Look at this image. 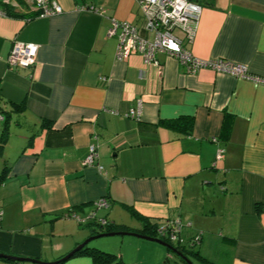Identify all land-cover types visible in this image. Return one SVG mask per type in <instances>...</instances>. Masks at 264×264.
<instances>
[{
	"label": "crops",
	"instance_id": "0c3cea01",
	"mask_svg": "<svg viewBox=\"0 0 264 264\" xmlns=\"http://www.w3.org/2000/svg\"><path fill=\"white\" fill-rule=\"evenodd\" d=\"M8 1L0 0V255L55 262L94 235V214L138 234L142 220H179L185 242L201 234L195 249L208 263L264 264V83L255 80H264V0L200 1L183 46L254 79L189 74L164 52L158 68L136 53L117 60L110 19L150 38L135 0H55L63 12L53 17L39 16L31 0ZM15 42L38 46L32 68L7 66ZM181 117L192 119L189 135L162 125ZM90 145L97 160L86 167ZM99 199L109 207L96 209ZM91 249L122 264L171 259L132 236ZM60 264L92 261L73 255Z\"/></svg>",
	"mask_w": 264,
	"mask_h": 264
},
{
	"label": "built area",
	"instance_id": "2783aa9c",
	"mask_svg": "<svg viewBox=\"0 0 264 264\" xmlns=\"http://www.w3.org/2000/svg\"><path fill=\"white\" fill-rule=\"evenodd\" d=\"M135 1L142 13L143 28L150 38L143 37L141 31L133 25L110 19L107 36L117 39L115 51V58L117 60H125L130 54L136 53L142 57L146 65L158 68L160 65L155 55L164 52L177 59L189 74H194L202 69H210L216 73H224L243 79H254L242 66L223 60H199L194 58L183 47L184 43H191L193 41L202 12L199 2H209L212 0ZM2 2L10 5L8 0H2ZM30 2L39 16L53 17L63 12L55 0H31ZM79 10H85V7H81ZM175 31L183 34V41L174 35ZM37 52L38 46L35 44L15 42L7 57V66L11 69L32 68L36 63ZM255 80L264 83L262 79L255 78ZM222 153L223 151L219 149L216 158L220 159ZM96 160V147L90 145L88 155L83 161V166H92ZM95 207L96 209H107L109 205L105 199H99L95 202ZM1 216L2 212L0 210V221ZM73 218L78 220L75 216ZM89 220H95L99 226H106V220L96 219L94 214L89 216ZM183 227L185 226L179 220H171L165 225L158 227L156 234L159 238H167L170 242H176L177 234Z\"/></svg>",
	"mask_w": 264,
	"mask_h": 264
},
{
	"label": "trees",
	"instance_id": "16d2710c",
	"mask_svg": "<svg viewBox=\"0 0 264 264\" xmlns=\"http://www.w3.org/2000/svg\"><path fill=\"white\" fill-rule=\"evenodd\" d=\"M7 14L12 15L11 12H7ZM162 125L166 128H169L171 130H175V131L182 133L184 135H189L191 132V128H192V119L189 117H181L177 120L164 122V123H162ZM3 135H4V133H3ZM1 141H2V139H1ZM0 148H2V146ZM3 180H4V174H1L0 175V184L2 183ZM142 221L144 222V228L142 231H140L141 235L149 236L151 238H158V239L164 241L165 243L173 246L179 252H181L188 260H190L192 262V264H196L195 261L201 262L202 264H211V263H208L206 259H202L199 252L196 251V249H195L197 244L199 243V241L201 239V234L197 233L188 242H185L183 239V230H184V227H183V229L177 234V241L176 242H170L167 238H159L157 236L156 229L158 228V226L156 223L154 224V223H149V222L144 221V220H142ZM96 227H98V229L93 230L94 234L116 232V231H114V230H116V228L113 227V225H110V223H108L107 221H106V226H104V227L96 226ZM196 237H198V238H196ZM168 252L170 253L169 250H168ZM170 254L173 255L172 253H170ZM74 255H88L91 258L92 264H122L121 261L115 255H113L111 253L91 249V248H88L87 246H85L84 248H82L81 250L76 252ZM173 256H175V255H173ZM194 257L199 258V259H193ZM177 259L182 264H185L178 257H177ZM5 261L10 262L11 264H29V263H22V262L9 261V260H5ZM161 264H171L170 259H165V261Z\"/></svg>",
	"mask_w": 264,
	"mask_h": 264
},
{
	"label": "water",
	"instance_id": "95a60500",
	"mask_svg": "<svg viewBox=\"0 0 264 264\" xmlns=\"http://www.w3.org/2000/svg\"><path fill=\"white\" fill-rule=\"evenodd\" d=\"M115 236H132L136 237L145 241H149L152 243L159 244L163 247H165L167 250L170 251L173 255L181 259L185 264H192L190 260H188L181 252H179L176 248L173 246L165 243L164 241L158 239V238H151L149 236L141 235L138 233H131L127 231H118V232H109V233H100V234H94L90 237H88L86 240H84L80 245H78L73 251H71L69 254H67L65 257L52 262V263H45L42 261H39L37 259H27V258H19V257H11V256H6V255H0V258L4 260H9V261H16V262H22V263H29V264H59L61 262H64L68 260L71 256H73L76 252L87 246L91 241L99 238H107V237H115Z\"/></svg>",
	"mask_w": 264,
	"mask_h": 264
},
{
	"label": "rangeland",
	"instance_id": "374dc122",
	"mask_svg": "<svg viewBox=\"0 0 264 264\" xmlns=\"http://www.w3.org/2000/svg\"><path fill=\"white\" fill-rule=\"evenodd\" d=\"M102 239H107V238H99V239H95V240L91 241V242L87 245V247L92 248L93 243H96V241H99V240H102ZM170 257H171V259H170L171 264H182V263L177 259V257H175V256H173V255H171V254H170ZM196 264H197V263H196Z\"/></svg>",
	"mask_w": 264,
	"mask_h": 264
}]
</instances>
